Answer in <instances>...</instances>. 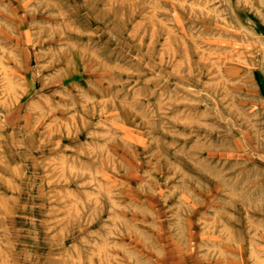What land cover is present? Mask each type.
<instances>
[{
    "label": "rangeland",
    "instance_id": "rangeland-1",
    "mask_svg": "<svg viewBox=\"0 0 264 264\" xmlns=\"http://www.w3.org/2000/svg\"><path fill=\"white\" fill-rule=\"evenodd\" d=\"M264 0H0V264H264Z\"/></svg>",
    "mask_w": 264,
    "mask_h": 264
},
{
    "label": "crops",
    "instance_id": "crops-1",
    "mask_svg": "<svg viewBox=\"0 0 264 264\" xmlns=\"http://www.w3.org/2000/svg\"><path fill=\"white\" fill-rule=\"evenodd\" d=\"M251 75L256 93L264 103V54L261 56L259 65L254 67Z\"/></svg>",
    "mask_w": 264,
    "mask_h": 264
}]
</instances>
